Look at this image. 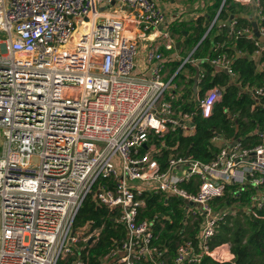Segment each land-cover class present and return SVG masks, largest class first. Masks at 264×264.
<instances>
[{
  "label": "built area",
  "instance_id": "built-area-1",
  "mask_svg": "<svg viewBox=\"0 0 264 264\" xmlns=\"http://www.w3.org/2000/svg\"><path fill=\"white\" fill-rule=\"evenodd\" d=\"M255 1L259 37L250 26L231 34L252 38L261 54L263 6ZM235 25L231 19L229 30ZM171 36L158 0H0V264H88L87 245L98 230L85 222L87 229L76 232L88 195L124 229L101 264L233 258L226 242L211 246L209 240L234 208L217 202L215 211L212 202L227 191L235 199L246 191L247 212L258 216L264 206V135L248 147L224 139L209 161L170 154L161 169L164 137L192 130L196 111L209 116L222 94L218 86L200 93L201 70L189 96L194 109L175 104L185 92L178 71L193 51L167 74ZM140 38L152 43L137 72ZM205 59L234 81L231 57ZM248 91L260 102L264 85ZM220 139L214 135L211 142ZM147 194L160 195L164 206L179 198L185 220L201 218L194 238L185 237L172 258L154 243L160 220L145 215Z\"/></svg>",
  "mask_w": 264,
  "mask_h": 264
},
{
  "label": "trees",
  "instance_id": "trees-1",
  "mask_svg": "<svg viewBox=\"0 0 264 264\" xmlns=\"http://www.w3.org/2000/svg\"><path fill=\"white\" fill-rule=\"evenodd\" d=\"M227 0H214V11L219 8L217 18L226 19L228 12L224 7ZM263 6L264 0H260ZM213 11V12H214ZM234 13V11H232ZM215 13V12H214ZM237 22L240 18L237 17ZM264 26V17L261 20ZM207 26L202 24V16L197 19L194 35L183 38L190 48L202 38ZM257 50L252 38L245 35L234 36L227 31V26L215 24L192 52V56L203 69L200 83V93L209 87L218 86L222 89L221 99L214 104L209 116L203 117L199 111L193 116V129L183 132L180 129L164 137V147L158 161L161 169L166 167L170 154L185 155L203 161L214 158L218 147L211 142L214 135L223 139H239L244 147L253 146L264 135V96L258 102L248 91V88L264 85V68L258 69L253 54ZM225 53L232 58V67L236 73L234 81L223 70H217L205 58H214ZM264 52L259 62H263ZM186 66L192 68L190 64ZM189 91L175 102L184 110H193L194 101L189 98ZM183 186L193 189L190 184ZM232 190L235 185H230ZM248 192L244 191L238 198L231 195L214 200L215 203L230 204L240 200L247 203ZM147 211L149 218L157 215L160 221L154 224V231L158 235L154 243L166 247L169 257H173L176 246L185 237L194 238L201 218L194 220L184 219V210L181 199L169 198V205L164 206L160 195L147 194ZM258 216L248 213L242 208L232 209L223 215L217 222L215 232L209 243L211 246L220 243H229L233 258L230 261L217 262L205 258L209 264H264V206L257 210ZM89 223L90 229H97L95 241L88 243V264H101L102 257L124 235V229L110 210L95 202L92 195H88L77 214L76 224ZM188 231V235H184ZM61 264H67L62 263Z\"/></svg>",
  "mask_w": 264,
  "mask_h": 264
},
{
  "label": "crops",
  "instance_id": "crops-1",
  "mask_svg": "<svg viewBox=\"0 0 264 264\" xmlns=\"http://www.w3.org/2000/svg\"><path fill=\"white\" fill-rule=\"evenodd\" d=\"M158 2L164 11L168 28L170 25H173L174 27V34H172L169 30L174 41V50L167 52L168 57L171 56V60L166 63V73L169 74L175 72L177 70V67L179 66V63L195 49V47L190 48L183 37L188 34L194 35V28L197 25V19L201 16L203 26H207V21L208 25H210V23L213 22L215 17L218 15L219 8L224 1L221 0L219 8L215 11L214 8L211 7L214 3V0H158ZM224 7L228 12V17L226 19L217 18L215 22L217 25H221V23L225 24L226 21H228L230 15L233 14V21H236V25L231 26L230 30H227L230 33L231 30H233L235 27H252L253 22L256 21L255 16L257 7L255 0H227ZM232 11H234V13ZM237 17L240 18L239 22H237ZM179 30L182 32L186 31V35L180 37L178 32ZM157 39L158 38L155 39V42H160V40L157 41ZM177 42H179V44L176 46ZM151 43L152 42L150 40H145L143 38L138 39V55H140V59L138 61L136 57L137 72L143 71L144 54L146 53V50L148 49L149 45H151ZM260 55V53L253 54V58L256 60L258 69L264 68V65H261V63L259 62ZM197 62L198 61L192 56V61H190L189 63L192 68L185 65L178 71V78H183L186 80L191 78L193 73L203 70ZM179 84L182 88H184V91H186L185 86L180 82ZM223 141L224 139H220L213 144L219 146L223 143Z\"/></svg>",
  "mask_w": 264,
  "mask_h": 264
},
{
  "label": "rangeland",
  "instance_id": "rangeland-1",
  "mask_svg": "<svg viewBox=\"0 0 264 264\" xmlns=\"http://www.w3.org/2000/svg\"><path fill=\"white\" fill-rule=\"evenodd\" d=\"M168 30H170L171 33L174 34V27H173V25H170L169 28H168ZM183 30H185V29H183ZM178 32H179L180 37H182L184 35L183 32H186V31H183L182 32V31L179 30ZM178 39H180V38H178ZM139 57H140V55L137 56L138 61L140 59ZM135 61H136V58H135ZM197 78H198V71L195 72V73H193V75L191 76V78L186 79V80L183 79V78H179V81H180L181 84H183L185 86V90L191 91L192 93H195L196 92V80H197ZM2 140H3L2 139V136L0 135V145L2 143ZM228 195H229V191H227V193H226L225 196L228 197ZM225 203H226V201H225ZM219 204L218 205L221 207L222 204L221 203H219ZM226 204H228V203H226ZM226 204H223V206H226ZM247 206H248L247 203H243L240 200H236V201L231 202L227 208L233 207L234 210H237L238 207H239V208H242L245 211H247V208H246ZM212 208L215 211L218 210L217 203H215L214 201L212 202ZM85 229H87V227L84 224H80L79 226L76 227V232L77 231H84ZM184 235H188V231H186V233H184ZM227 244L229 246V243H227ZM229 248H230V246H229Z\"/></svg>",
  "mask_w": 264,
  "mask_h": 264
},
{
  "label": "water",
  "instance_id": "water-1",
  "mask_svg": "<svg viewBox=\"0 0 264 264\" xmlns=\"http://www.w3.org/2000/svg\"><path fill=\"white\" fill-rule=\"evenodd\" d=\"M233 18H234V15L232 14V15H230L228 21H226L225 25L227 26V30H229V26H228V25H229L230 20L233 19ZM206 25L208 26V21L206 22ZM252 27H253V33H254V35H255L256 37H259V32H258V28H257V23H256V21L253 22ZM205 33H206V32H205ZM205 33H204V34H205ZM183 34L186 35V32H183ZM200 42H201V39H200L199 42L195 45V47H196ZM178 44H179V42L176 43V46H177ZM143 147H145V145H143ZM183 201L186 202L185 199H183ZM187 203H190V202H187ZM137 264H140V263H137Z\"/></svg>",
  "mask_w": 264,
  "mask_h": 264
},
{
  "label": "bare ground",
  "instance_id": "bare-ground-1",
  "mask_svg": "<svg viewBox=\"0 0 264 264\" xmlns=\"http://www.w3.org/2000/svg\"><path fill=\"white\" fill-rule=\"evenodd\" d=\"M226 256H229L228 254H226Z\"/></svg>",
  "mask_w": 264,
  "mask_h": 264
}]
</instances>
